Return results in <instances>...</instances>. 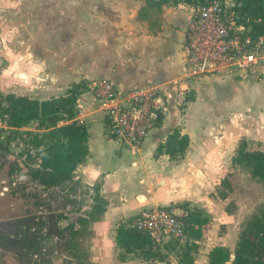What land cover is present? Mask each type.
<instances>
[{"label":"crops","instance_id":"1","mask_svg":"<svg viewBox=\"0 0 264 264\" xmlns=\"http://www.w3.org/2000/svg\"><path fill=\"white\" fill-rule=\"evenodd\" d=\"M37 1L27 6L31 8L18 7L22 11L20 22L16 23L19 38L11 36L10 42L6 41V92L43 100L65 95L74 83L109 78L122 93L157 82L168 94L161 123L148 132L142 147L134 150L106 132L99 101L89 89L81 90L75 118L87 127L89 153L77 165L72 180L48 188L62 192L64 185L74 182L88 190V199L82 204L85 212L80 218L71 216L68 222L74 224L75 230L80 226L87 230V236L78 239L85 241L87 247L78 264H180V250L171 251L167 261H147L140 251L125 253L115 236L120 223L128 224L146 207L184 202L189 203V210L200 209L211 219L207 232L196 241L199 247L191 264H209L208 254L215 246H226L234 252L241 222L226 210L225 202L214 192L223 169L212 153L213 143L205 130L192 128L185 120L195 100L184 102L185 113L178 108L182 101V91L179 93L178 89H186L189 83L184 78L183 46L193 5L182 1L157 7L146 0ZM22 9L32 13L25 16ZM179 79L184 80L181 86L175 85ZM199 84L200 81L196 85L197 96ZM174 128L190 137L184 156L172 159L166 153L156 155ZM17 129L38 130L36 122ZM12 177L27 181L26 184L35 182L24 170H14ZM1 181L6 182L3 178ZM3 188L0 195L9 194L12 198L19 194L12 186ZM33 189L25 187L27 192ZM92 196L96 201L90 206ZM56 201L60 202V196ZM175 208L180 215L187 213L183 207ZM122 254L125 258L120 257ZM233 257L232 253L225 264H232ZM72 260L70 254L59 256L56 264Z\"/></svg>","mask_w":264,"mask_h":264},{"label":"rangeland","instance_id":"2","mask_svg":"<svg viewBox=\"0 0 264 264\" xmlns=\"http://www.w3.org/2000/svg\"><path fill=\"white\" fill-rule=\"evenodd\" d=\"M37 3V0H0L2 92H6L4 65L9 46L6 41L9 43L11 36L19 38L16 23L20 22L22 11L18 7ZM23 12L26 13L25 16L32 13L30 9ZM213 76L185 78L189 83L186 89H178L179 93L182 91V101L178 108L181 113L186 112L187 103L184 104V97L191 94L195 102L185 114L187 117L185 120L192 128L199 127L201 132L205 130L209 141L213 143L212 153L217 156L215 160L223 169L220 180L228 177L231 182L229 196L222 200L228 211L235 214L241 222L242 231L253 213L264 206V184L253 178L244 165H232L231 158L242 140L246 141L249 150H264V73L252 75L233 72L215 78ZM182 81L184 80L179 79L175 85L181 86ZM199 81L197 96L196 85ZM164 94L166 112L168 106L166 90ZM15 134H18V131L8 132V129L0 128V171L7 168L8 161L14 156L10 137ZM193 134L194 140L197 139L196 131ZM15 169L13 166L12 170ZM24 169L22 168L20 172ZM1 178L3 177H0V192L5 191L3 188L5 186H13L15 177H11L7 182L1 181ZM15 181L17 186L14 185V192L18 191L19 194L12 198L8 197L9 194L0 195V264H56L59 256L68 257L69 254L73 260L67 264H78L79 261H83L87 249L86 242L78 239L87 236L86 227L80 226L75 236L71 238L69 234L72 227L68 222L71 216L80 218V214L85 212L82 208V204L88 199L86 196L88 190L85 186L74 182L68 183L62 187V192H58L41 188L35 182L26 184L27 181L17 177ZM27 186L34 189L27 192L25 190ZM218 190H224L221 184L214 187V192L219 197ZM214 192L211 194L215 195ZM72 193H76L77 197H70ZM59 196L60 202H57ZM94 201L95 197L88 202L90 206ZM184 242H177L173 251L180 250ZM69 245L72 246L71 249ZM160 249L166 250L165 247Z\"/></svg>","mask_w":264,"mask_h":264},{"label":"trees","instance_id":"3","mask_svg":"<svg viewBox=\"0 0 264 264\" xmlns=\"http://www.w3.org/2000/svg\"><path fill=\"white\" fill-rule=\"evenodd\" d=\"M148 4L160 7L171 2L193 3L197 0H146ZM238 9L247 14L255 27L264 32V0H233ZM87 81L74 83L67 89L66 94L48 99H35L28 95L0 91V115L4 116L7 124L12 127H23L32 121H37L38 132L33 134V143L42 145L41 162L38 167L23 165L31 177L46 188L61 185L74 177L77 165L89 153V132L84 122L77 120V98L81 90L86 88ZM194 98L186 95L184 101ZM190 143L188 134H182L180 129L174 128L164 143L160 144L156 155L166 153L173 159L184 156ZM232 165L242 164L256 178L264 184V150H249L246 141L242 140L231 158ZM220 184L224 190H218V195L225 200L231 190L228 177L221 179ZM189 203H178L172 206L183 207L187 213L181 215L186 224L187 238L178 254L180 264H191L195 261L194 253L198 251L199 240L208 230L210 216L200 209L189 210ZM226 210H228L226 208ZM70 237L76 234L74 224L71 225ZM116 243L125 253L140 251L147 261H167L168 254L173 251L177 242H168L165 251L155 247L151 240L140 232L120 223L116 229ZM167 247V248H166ZM72 246L69 245V249ZM71 251V250H70ZM234 254L232 264H264V206L260 207L241 231L236 249L232 252L226 246L213 247L208 256L209 264H225ZM125 258V255H120Z\"/></svg>","mask_w":264,"mask_h":264},{"label":"built area","instance_id":"4","mask_svg":"<svg viewBox=\"0 0 264 264\" xmlns=\"http://www.w3.org/2000/svg\"><path fill=\"white\" fill-rule=\"evenodd\" d=\"M184 52V78L228 73H264V32L259 33L250 17L233 0H197L191 3ZM106 120V132L123 145L138 150L148 132L161 123L165 114L164 91L157 82L120 92L109 78L87 82ZM36 122L37 121H32ZM0 128L18 131L10 137L11 151L19 160L38 167L43 146L33 143L40 130L17 129L0 115ZM12 130V131H11ZM164 248L168 242H184L186 224L172 205H156L141 210L127 224Z\"/></svg>","mask_w":264,"mask_h":264},{"label":"flooded vegetation","instance_id":"5","mask_svg":"<svg viewBox=\"0 0 264 264\" xmlns=\"http://www.w3.org/2000/svg\"><path fill=\"white\" fill-rule=\"evenodd\" d=\"M9 163H7V168L5 170H2L0 171V177H3L5 178L6 182L8 180L11 179L12 177V174H13V170H12V167L14 166L16 169L15 170H18L20 171L23 167V165H28L27 163H24L23 161L19 160L17 157L15 156H11V159L10 161H8ZM28 166H31V165H28ZM24 171H26L24 169ZM27 172V171H26ZM28 173V172H27ZM29 175V174H28ZM30 176V175H29ZM31 178V177H30ZM14 182V181H13ZM17 186V182H16V185ZM14 187V186H12ZM12 189V188H11ZM5 196V195H4Z\"/></svg>","mask_w":264,"mask_h":264}]
</instances>
